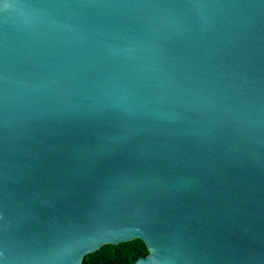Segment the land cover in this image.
Returning <instances> with one entry per match:
<instances>
[{
  "label": "water",
  "instance_id": "1",
  "mask_svg": "<svg viewBox=\"0 0 264 264\" xmlns=\"http://www.w3.org/2000/svg\"><path fill=\"white\" fill-rule=\"evenodd\" d=\"M264 264V0H0V264Z\"/></svg>",
  "mask_w": 264,
  "mask_h": 264
},
{
  "label": "snow or ice",
  "instance_id": "2",
  "mask_svg": "<svg viewBox=\"0 0 264 264\" xmlns=\"http://www.w3.org/2000/svg\"><path fill=\"white\" fill-rule=\"evenodd\" d=\"M141 264H145V262L142 261Z\"/></svg>",
  "mask_w": 264,
  "mask_h": 264
}]
</instances>
